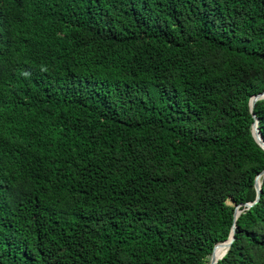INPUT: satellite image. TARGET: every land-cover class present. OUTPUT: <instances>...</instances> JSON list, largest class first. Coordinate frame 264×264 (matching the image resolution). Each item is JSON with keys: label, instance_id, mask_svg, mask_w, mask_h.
I'll return each instance as SVG.
<instances>
[{"label": "trees", "instance_id": "obj_1", "mask_svg": "<svg viewBox=\"0 0 264 264\" xmlns=\"http://www.w3.org/2000/svg\"><path fill=\"white\" fill-rule=\"evenodd\" d=\"M262 92L264 0H0V264H209ZM240 209L217 264H264Z\"/></svg>", "mask_w": 264, "mask_h": 264}, {"label": "water", "instance_id": "obj_2", "mask_svg": "<svg viewBox=\"0 0 264 264\" xmlns=\"http://www.w3.org/2000/svg\"><path fill=\"white\" fill-rule=\"evenodd\" d=\"M264 99V92L255 95L251 98L250 100V110L253 114V117L255 119V122L252 125V132H253V136L255 138V141L257 142V144L264 149V138L261 134L260 128H259V119L257 118L256 114L254 113V109L256 106L257 101L259 100H263ZM264 177V170L256 177V182H255V188L257 191V197L256 200L254 202L251 203H246V204H240L236 207L235 212H234V224L233 227L231 229L230 235L228 237L227 240H225L224 242H218L213 249L212 254L209 256V264H217L221 259H223L225 257V255L228 253V251L231 248L232 243L235 240V235L237 232V225H236V221L238 219V217L240 216V214L242 213L243 210H241V206H245L247 209H250L251 207H253L259 200H260V196L262 193V178ZM223 248V252L222 255H218L216 253L217 249Z\"/></svg>", "mask_w": 264, "mask_h": 264}, {"label": "bare ground", "instance_id": "obj_3", "mask_svg": "<svg viewBox=\"0 0 264 264\" xmlns=\"http://www.w3.org/2000/svg\"><path fill=\"white\" fill-rule=\"evenodd\" d=\"M223 250H224L223 248L217 249V250H216V253H217L218 255H222Z\"/></svg>", "mask_w": 264, "mask_h": 264}]
</instances>
